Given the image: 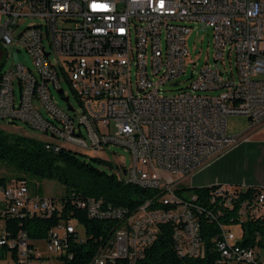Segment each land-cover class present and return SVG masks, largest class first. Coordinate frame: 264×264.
<instances>
[{"label": "built area", "instance_id": "1", "mask_svg": "<svg viewBox=\"0 0 264 264\" xmlns=\"http://www.w3.org/2000/svg\"><path fill=\"white\" fill-rule=\"evenodd\" d=\"M0 16V43L24 57L15 62L13 54L14 66L0 79V119L40 132L53 152L98 157L122 147L134 164L130 170L118 168L119 179L158 194L129 214L76 194L39 197L25 180L0 183V248L15 251L16 264H73L69 238L87 241L77 220H61L45 239H31L23 229L10 238L6 223L7 218H60L68 199L90 219L115 223L87 264H138L163 225L172 226L179 256L204 257L198 214L207 208L196 194L178 190L192 188L195 175L264 125V0H0ZM28 19L39 23L19 31ZM199 23L212 31L215 65L200 69L187 89L166 96L162 87L186 74L187 38ZM23 51L35 70L27 68ZM230 116L247 117L249 129L229 135ZM210 187L211 220L236 210V223L221 225L213 240L222 259L264 264L260 247L237 245L243 225L264 218V189L248 196L250 188ZM233 226L240 227L241 238Z\"/></svg>", "mask_w": 264, "mask_h": 264}, {"label": "trees", "instance_id": "2", "mask_svg": "<svg viewBox=\"0 0 264 264\" xmlns=\"http://www.w3.org/2000/svg\"><path fill=\"white\" fill-rule=\"evenodd\" d=\"M0 66V79L2 77ZM0 165L13 170L15 176H0V183L5 187L8 183L25 180L33 195L43 197L42 189L28 179L56 181L67 189L66 196L76 194L82 198H94L102 201L105 207L124 208L129 214L135 211L146 200L157 196V192L145 190L134 185L125 184L115 174H109L102 165L112 168L111 164L98 157L87 159V156L67 149L60 152L47 150L43 142L21 135L6 134L0 130ZM213 187L188 188L181 187L178 193L196 194L199 203L207 208L198 214L202 230L201 237L206 246V255L202 258H183L175 249L172 238V226L163 225L157 241L147 250L144 259L138 264H231L222 259L216 249L214 239L220 237L221 225L236 223V210H229L222 216L212 220L208 217L210 196ZM258 187L250 188L246 195H253ZM244 194V195H245ZM62 216L45 218L41 216L27 218H7V231L10 238H16L20 229L25 230L31 239H45L49 231L54 229L61 220H77L84 226L87 234L86 243L79 244L75 236L69 238V252L74 254L73 264H87L94 256L98 247L105 242L110 229L115 223L109 220L90 219L88 213L67 199ZM244 237L237 245L241 248L264 247V218L250 221L243 225ZM257 233L261 239L257 242ZM17 258L16 252H12Z\"/></svg>", "mask_w": 264, "mask_h": 264}, {"label": "rangeland", "instance_id": "3", "mask_svg": "<svg viewBox=\"0 0 264 264\" xmlns=\"http://www.w3.org/2000/svg\"><path fill=\"white\" fill-rule=\"evenodd\" d=\"M2 16H0V20ZM39 23L37 19H28L20 22L19 31L24 30L30 24ZM49 49L48 44H46ZM13 48L12 46H5L0 43V66H2V73L7 72L14 66L13 61ZM187 48L189 51V55L186 59V74L182 75L178 80V83H168L162 87L164 91V95L166 96H174L181 89H187L192 80L193 76L196 73L204 68L206 65H215L214 60V46H213V35L212 31L207 28L204 24H196L193 25V29L191 34L187 38ZM24 52V51H23ZM27 57L26 66L32 70H35L34 63L30 56L24 52ZM219 68H223L222 64H219ZM227 68L230 69V65L227 61ZM256 79L255 77H253ZM65 93L67 96H70V103L72 106L79 110V104L74 94L71 92L70 86L68 83L63 82L62 84ZM57 99V102L62 108H66V104L61 100V98L54 93ZM43 114L46 115V112L42 110ZM250 123L247 117L243 116H230L227 120V128L229 135H239L249 129ZM0 130H3L6 134L10 135H21L28 138L36 139L39 141L48 140V138L44 137L40 132L30 129L22 122L10 123L8 121L0 119ZM112 133L116 134V130L114 126H112ZM85 156L87 159L95 158V156L91 154H85L83 152H79ZM98 158L107 161L111 164L112 168H109L106 165H102L101 168L106 170L109 174H115L119 178L118 168L124 167L125 170H130L133 167V159L128 150L118 147L112 146L109 152L99 154ZM0 176H7L14 178L15 174L12 169L7 168L4 165H0ZM201 177H194L192 179V187L194 188H204L209 187L208 184L204 183L200 179ZM30 182L35 184L36 186H40L42 189V195L46 197H57L64 194L67 189L64 185L60 184L56 181L49 180H37L35 178L28 179ZM15 181V179H13ZM190 183V181H188ZM1 199V196H0ZM233 232L237 236L240 237V227L233 226ZM259 253L261 255V259L264 261V247L259 249ZM0 264H16L15 260L12 257V254L2 248H0Z\"/></svg>", "mask_w": 264, "mask_h": 264}, {"label": "crops", "instance_id": "4", "mask_svg": "<svg viewBox=\"0 0 264 264\" xmlns=\"http://www.w3.org/2000/svg\"><path fill=\"white\" fill-rule=\"evenodd\" d=\"M198 176L209 187L218 183L264 189V125L225 157L195 175Z\"/></svg>", "mask_w": 264, "mask_h": 264}, {"label": "water", "instance_id": "5", "mask_svg": "<svg viewBox=\"0 0 264 264\" xmlns=\"http://www.w3.org/2000/svg\"><path fill=\"white\" fill-rule=\"evenodd\" d=\"M13 54L15 55V62H24V57L23 56H19V55H17V53H16V51H14L13 52ZM59 94H63V90H60L59 91ZM64 101H68V99L67 98H65V99H63ZM70 109H71V107H70ZM72 110V109H71ZM124 174H126V173H124Z\"/></svg>", "mask_w": 264, "mask_h": 264}]
</instances>
